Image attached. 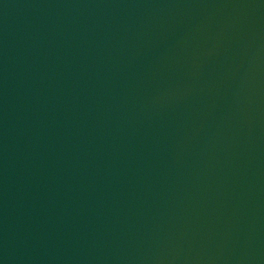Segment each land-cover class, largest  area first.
<instances>
[{"label":"water","instance_id":"water-1","mask_svg":"<svg viewBox=\"0 0 264 264\" xmlns=\"http://www.w3.org/2000/svg\"><path fill=\"white\" fill-rule=\"evenodd\" d=\"M0 264H264V0H0Z\"/></svg>","mask_w":264,"mask_h":264}]
</instances>
